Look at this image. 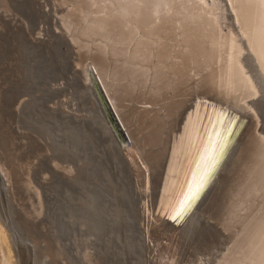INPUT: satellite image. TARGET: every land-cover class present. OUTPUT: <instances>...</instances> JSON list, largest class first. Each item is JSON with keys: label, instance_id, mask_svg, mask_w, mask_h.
Wrapping results in <instances>:
<instances>
[{"label": "bare ground", "instance_id": "1", "mask_svg": "<svg viewBox=\"0 0 264 264\" xmlns=\"http://www.w3.org/2000/svg\"><path fill=\"white\" fill-rule=\"evenodd\" d=\"M32 1L34 0H0V179H3L0 182L4 181L7 187H5L6 191L10 193L11 197L14 199V201H16V206L20 207L18 208V213L20 216V224L22 226L21 230L23 229L28 232L32 229V231L36 232L35 235L37 236V239H33L34 241H32L34 243L33 245L35 246L34 256L36 257L34 259H36L37 262L40 261L41 264H130L132 260L136 261V263H133V261L132 264H181L182 261H184L185 264H197V261H199L200 258L197 257L196 251V254L190 252L188 253L189 257H185L182 250V240L180 241V239H177L179 236H176L173 233H175L181 224L183 225V223L188 222L194 216L195 212L200 209L206 214L208 213L209 218L214 220V224L219 226L223 236L225 237V240H228L224 242L227 244V246L226 248H223V250L225 249L223 252L216 254V257H212V260L208 259L211 261V264H237V261H243V264H253V261H255V264H260L259 251H257L255 255L251 256L241 252L242 247L256 230L258 221L261 218V214H264V192L261 191V184L262 181H264V161L260 159V144L257 139V133L261 134V132H258V124L250 115L246 113H239L236 110L234 104L230 103L228 95V90L230 88L235 89L236 91H241L243 88L242 77L235 64L231 65V73L228 71V45L230 42L224 39L223 32L218 31V28H224L225 25H227L228 31L233 33H236L237 29L240 28L239 25L233 27L231 16L224 12V9H226L228 5L224 3L223 0H221L220 3H213L212 0H205L204 4H200L198 0H184L183 10L179 15H177V12L180 11V9L177 7L174 10V6L169 4L168 10L172 14L168 18L163 19L159 24H156L154 20V10L158 6L143 3L134 5L130 2V0H124L123 3H117L116 0H58L60 2L59 7L62 5L65 7L58 10L54 9L58 13L59 24L61 27H59L57 22L52 24L60 29V33L62 35L63 33L67 35V37L70 39V42L75 45L77 55L79 56L78 65L82 66L81 71L79 72L81 74H87V69L89 66L95 70V74L101 81L106 94L108 95L112 106L117 113V117L123 126L125 131L123 133L124 137L123 139H119L115 131L107 122L105 114L101 110V105L93 90V85L90 87L89 92H85L84 95L81 96L83 97V100H85V104L88 105L89 103L92 105V108L89 109H91L92 113H94L95 118L103 120L106 124L105 126H107V133L109 137L105 147H108L111 144L113 145L112 152L107 148L109 153L103 154L104 158L101 157L104 166L102 165V167H100L99 175H101V177L104 176L107 181L110 180L111 182L113 181V183H115V180L119 179L117 178L118 173L121 177L119 179L120 182L125 184V188H123L125 194L127 195V193H129L130 195H134V197L136 196L137 204L134 206V209L137 207L138 210V203L141 205V201L144 198V202L142 201L143 206H140L141 213L144 211L148 212V209L150 208L157 209L159 211L158 213L161 211L170 212L173 208L178 206L180 200L183 198V195L186 193L188 188L190 186H195V183L205 165H210L213 163V161L215 162L213 182L208 188L206 194L198 202H195L190 216L186 217L184 221L177 224L158 214L155 217L158 223L154 222V224L152 222L150 224L151 220H145V226H142L140 223L139 226L146 227L144 230L145 233L143 236V241L141 238L140 242V255L137 253L130 255L128 253L131 252L128 251H126L128 253L123 251V253H120V246L117 247V245L115 246L114 243L112 244V240H116V237H110L108 239L109 241L105 240L107 234L110 231L116 234L115 236L119 234L120 229L114 227L113 224L115 223L112 224L113 228H111L108 233H105L103 230L105 223L103 221H106V219L105 216L102 215L103 211L106 215V212L109 213V210L115 213L113 211V205L114 203H118V199L115 200L113 198V200H115L113 201V205L111 206L108 204L109 208H106L102 204V198H100L99 195L95 196L94 198L92 193L91 202L95 204V206H91L93 208L88 209L93 210L88 216L86 215L89 211L86 210L87 214L84 215L83 219L86 221L78 220L81 217L83 218L81 215L78 216L79 218L75 217V220L80 222L79 226L83 225L84 223L87 224V219L88 222H91V226L88 224L86 229L80 230V235L69 234L70 231L64 229L63 226L61 227V221H63L66 217H64V219L62 217L63 220L60 219L61 221H59L56 217L59 203L54 204L55 195H53V193L57 191L54 188V185L56 184L55 181H58V177H61L62 181H64L66 177V179L73 177V174L69 173L73 168L71 169L64 167L62 166V163L69 162V160H74V158L70 155V150L68 151L65 148H61L60 146V148L56 147L54 138L50 139V142L45 141L47 139L44 135L50 128L53 127H47L46 130H43L41 124H39L41 125L39 126L35 123V121L32 120L33 123L38 126L37 128L40 127L43 131H46L45 134H43L41 132L42 130L39 129L41 130L39 131L42 133L41 134L38 132V130L36 131L37 128L35 129V125L31 124L32 121L29 122L30 120L28 119V116L25 115V109H22L21 107L20 111H18L20 108L19 98L23 95V92H26L25 90L28 89L30 92L28 86L31 85V83H28L29 85L26 84L27 82H24L25 84L22 83L23 80L26 81V79H28L24 76L28 75L30 78L33 74H30V76L29 71H26L25 75L23 71L26 68L23 71L20 68V64L22 63L19 64V61L23 62L24 60L22 57L28 54H21L22 48L20 51V49H18L20 46L18 43H16L17 40L20 39H17V33L20 31L16 32V30H13V26L18 28L17 22H22L21 20L24 18L19 20L17 17L19 15L14 14V10H17V13L24 14V12H26L24 5H27L28 3V6H30L33 4ZM46 2L50 1L45 0V3ZM38 3H41V0ZM46 11H43L45 15L47 13ZM38 12L40 11H36V13ZM32 13L34 14V12ZM27 15H29V12ZM47 15L49 17V14ZM32 21L34 22L37 20ZM21 24L23 25V23ZM35 24L37 25V22ZM31 25L32 24L29 26ZM43 29H47L46 26ZM27 30L28 28L26 31ZM48 30L49 29H47V31ZM53 31H55V29ZM50 32L52 31L50 30ZM60 33H57V35H60ZM244 34L247 35L248 33L245 32ZM38 42L39 41H37V43ZM40 42H42V40ZM23 43H21V46ZM27 45L32 46L30 43ZM39 46L41 47L39 48L42 49V44ZM232 46L235 47V45ZM37 48L38 47H35V50ZM48 49L49 48H47V51ZM30 50L34 51V48ZM54 51L55 50L51 52ZM28 53L30 52L28 51ZM33 53H31V55ZM48 53L49 52L46 53L47 56L51 54ZM50 56L51 59L55 58V56L53 58L52 55ZM59 56L61 57L62 55ZM58 57L56 59H58ZM59 61L58 63H61ZM55 62H57V60ZM48 63L46 65H48ZM63 64H59V66L61 65L63 68ZM32 66L34 65L32 64L31 67L29 66V68H32ZM245 67L249 68V65L245 64ZM50 69H52L51 66ZM57 70L59 69H56L54 72ZM51 71L52 72L50 73L52 74L53 70ZM56 74L58 73L56 72ZM48 75L50 76V74ZM61 77L56 76V78H59V80ZM87 77V80L91 82L89 80L88 74ZM32 78L33 76L31 79ZM56 78H54V80ZM53 82L57 83L58 79ZM67 86L69 85L67 84ZM39 87H41L40 84ZM79 89L77 90L78 97L80 95ZM49 91L51 90L49 89ZM63 91H66V88L65 90L63 89ZM67 91L69 92V89ZM38 92L39 91H37V93ZM196 93L211 97V99L214 100V102H212L217 104L210 107L204 105L202 109H198L199 105L197 104L195 111L192 112L191 106L193 105H188L190 100H192V96ZM34 94H36V92ZM38 94L41 95L40 92ZM31 95H26V97L28 96L31 99ZM60 95H63V93ZM17 97L19 98L17 99ZM34 98L36 99L37 97ZM59 98L61 97L59 96ZM263 99L264 98H259L252 102V105L255 109L258 107L262 108L261 110H264V106H261L262 102L264 103ZM49 100L46 102V104L49 102ZM83 100L81 101L83 102ZM37 101L34 102L37 103ZM24 102H26V100ZM50 103L51 101L49 104ZM30 105L31 103L29 104V107ZM68 106H70V104ZM16 107L17 109H15ZM47 107L50 106L47 105ZM70 107L72 108V106ZM79 107L81 106L79 105ZM217 107L221 108L217 109ZM222 107L231 109L232 112H235L240 116L241 121H245L238 131H234L233 136L229 138L230 142L227 143V145L223 148L221 146V137L224 135L223 129L220 128L221 137H218L215 134L216 129L212 126L213 117L216 114V110H221ZM52 108L55 107H51V109ZM45 109L47 108L45 107ZM76 109L77 108H75V110ZM34 110L36 109L34 108ZM38 110L36 112L40 114ZM91 111L89 110V113ZM18 112H21V114L19 115ZM68 113L71 112L69 111ZM34 115L37 114L35 113ZM258 116L260 117L261 115ZM44 117L41 116V118ZM48 117L49 116H47V118ZM78 118H80V116H78ZM92 118L91 119L95 121L94 116ZM31 119H36V117ZM37 120H40V116ZM41 121L43 120L41 119ZM18 122L20 125L17 124ZM55 122H57L56 117ZM13 124H15L16 128L13 127ZM44 124L46 123L44 122ZM49 126H51V124ZM19 128H23L25 130L21 131V129L20 132H18ZM50 130L49 132H52ZM56 131L58 130L56 129ZM33 133L38 134L39 137L34 136ZM52 135L55 137V139L58 138L55 136L56 134L54 135L52 133L51 136ZM69 135L74 139L76 138V133L72 132L71 130H69ZM83 138L87 139L90 144L92 141L96 142L95 139L93 140L92 138ZM97 139L100 141L99 138ZM18 140L20 142H17ZM59 140L62 142L61 139ZM70 141L73 143L72 139H70ZM62 145L64 146L65 144ZM67 145L65 146L68 147L69 145ZM85 145L83 146L86 148ZM118 155L123 157L125 160V162L123 161L124 164ZM79 156L81 157V155ZM97 157L99 158V156ZM55 159L58 161L57 163ZM108 160H110L111 164L107 167L105 161ZM95 161L96 160H94V162ZM59 169L62 171V173L57 172ZM94 172H96V170ZM61 174L64 177L60 176ZM111 185L113 184L111 183ZM74 186L76 185L74 184ZM103 187L105 186L103 185ZM115 188L116 187L113 186L111 192ZM78 189L79 188H77V190ZM73 192L75 193V191ZM76 194H79V192ZM67 195L68 194H66V196ZM115 195L117 196V194ZM209 195L210 198L207 202H205ZM87 196L86 198L84 196V198H82L84 201L86 200V202L90 198H87ZM147 197L151 199H148ZM60 199H62L61 196ZM148 200L151 203H148L149 205H147L145 202ZM7 202L10 204L11 201L8 200ZM51 203L54 204L53 207ZM61 204L62 203H60V205ZM218 204L220 207H218ZM76 205L77 204H75L74 207L76 208V211L74 212L78 213V208H82L80 204H78L79 207ZM84 205H87V203ZM88 205L90 206L91 203ZM68 206L69 205H67V207ZM131 206L132 204L130 202V208ZM65 207L66 206H64V211L66 209ZM45 208L48 209V213L46 211L47 209L45 210ZM87 208L85 207L83 209ZM15 211L16 210H14V212ZM81 211H79V213ZM45 212L47 215H49L48 217L50 220L48 222H46L47 215ZM82 212H84V210ZM82 212L80 214L83 215ZM43 213L46 215L44 220L41 218ZM62 213L59 212L61 215ZM68 213H70V211ZM134 213L131 212V225L134 226H131L132 229L135 228V222H140L142 220L141 218H143L141 217L139 220L136 219L138 218L137 215L140 216V214L139 212L138 214ZM119 215L121 216V214ZM113 218L115 217L112 216V219ZM149 218H151V216ZM68 220H70L69 216ZM68 220L66 222L67 225L65 224L67 227L70 225ZM206 220L207 219L205 218V221ZM76 222L77 221L74 223ZM78 222L76 225H78ZM207 223H209L208 220ZM15 224L16 226L18 225L17 223ZM43 225L45 228H47L48 234H44L46 231H43V233L41 232ZM71 225L76 226L75 224L73 225L72 222ZM3 226L0 225V236L3 240V243H5L9 249V251H7L9 256L7 257H10L12 260L10 258L8 259L14 261L13 256L17 254V259L14 264H32V254L30 256L29 253L30 249H28L26 246H19L17 243L13 242L12 236H9L8 231V233H6V230L5 228L3 229ZM129 227L130 224L126 223L124 228L125 231L126 229H129ZM87 230H89V232H86ZM135 232L136 231H134V233ZM18 233L20 232L18 231ZM92 233L96 235L94 238L100 240L102 237L106 242L101 244L103 243L102 241L99 244V242H96L95 239L94 241L93 239H90L89 236L87 237V235ZM21 235L24 239L23 232ZM110 235L112 236L113 234ZM121 235H118V237ZM164 235H167L168 237L166 238L169 242L168 244H163L164 242L162 243V240L165 238ZM26 237H28V235ZM206 238V240L210 241L215 237L210 235L206 236ZM154 240L155 242L157 241V244L153 242ZM40 242L45 243L43 247L40 246ZM151 242H153L152 244L154 245H151ZM208 246H210V243L207 245L204 244V248L202 249L203 251L200 254H212V248L211 246ZM199 249H201V247ZM12 251H15L14 255L11 254L13 253ZM42 255L46 257L43 256L44 258H41ZM7 261L8 260L6 259V263H3V261L2 263H11V261H8L9 263H7ZM36 261L34 264H37Z\"/></svg>", "mask_w": 264, "mask_h": 264}, {"label": "rangeland", "instance_id": "2", "mask_svg": "<svg viewBox=\"0 0 264 264\" xmlns=\"http://www.w3.org/2000/svg\"><path fill=\"white\" fill-rule=\"evenodd\" d=\"M36 1V2H35ZM46 1H50L51 2V0H46ZM38 2H40V0L38 1V0H34V1H32V5H30V3H29V5L30 6H28V3H27V5H24L25 6V11L26 12H24V14H22V13H17L18 11L17 10H14L13 12H14V14H17V15H19V16H17L18 18H19V20H21L22 18H24V19H22L21 21L22 22H17V26H18V28L17 27H15V26H13V30H16V32H18V31H20L19 33H17L18 35H17V39L18 38H20V39H18L17 40V42L16 43H18L19 44V46L20 47H18V49H20V51H21V48H22V51H21V54L22 53H24V55L27 53L28 55H25V56H23L22 58H23V62H21V61H19V64L20 63H22V64H20L21 65V69H22V71L25 73V75H26V71H29V75L31 74H33L32 76H33V78L31 79V77L29 78L28 77V75L27 76H24V74H23V76L24 77H26V78H28V79H26V81H22V83H26L27 85H29L30 83H31V85H29L28 86V88L30 89V92H29V90L27 89V90H25L26 92L24 93L23 92V95L19 98V97H17V99L19 98V100H20V105H19V110L18 111H20V109H21V107H22V109H25V115H27L28 116V119L30 120H28L29 122H31L32 120L33 121H35V123L36 124H41L42 125V129L43 130H46V128L47 127H53V128H50L49 130L50 131H52V132H49V130L46 132V131H43L40 127L39 128H37L38 126L37 125H35L34 123H33V121L31 122V124L32 125H35V129H36V131L38 130V132L39 131H41L43 134H45V132H46V134L44 135V136H46V139L47 140H45L44 138H42V139H44L46 142L47 141H51L50 139H53L54 138V140L56 141H54V143H56L55 144V146L56 147H61V148H65V149H67L68 151H69V153H70V155L74 158V160H69V162H63L62 163V166H64V167H67V168H73L72 170H71V172H69L70 174L72 173L73 175V177H71V178H68V179H64V181H62V179H61V177L59 178L58 177V181H55L56 182V184L58 183H60V180H61V183L57 186L56 184L54 185L55 187V189L58 191H56L57 193H59V194H57L56 192V194L58 195H56L55 193H53V195H55V201H54V204H58V210H57V212H56V217L58 218V220L59 221H61V220H63L64 219V217H66L65 219H66V221H65V219L63 220V221H61V223H62V225H61V227L63 226V228L64 229H67L68 231H70L69 232V234H72V235H80L81 233H79L80 232V230H84V229H86L88 226V224H89V226H91V222L89 221L88 222V219H87V224H85L84 222V224L83 225H81V226H79V223L80 222H78V220L79 221H81V220H83L84 219V215H86L87 214V211H89L88 212V214L86 215V216H88L89 214H90V212H92L93 210H88V209H90V208H93L94 206H95V204H93L92 202H91V199H92V195H93V197L95 198V196H97V195H99L100 196V198H102V204L106 207V208H109L108 206L109 205H113V201H115V200H119L118 201V203H114V205H113V211L115 212V213H113L111 210H109V213H107L106 212V215H105V212L103 211L102 212V215L103 216H105V219H106V221L107 222H110V223H107L106 221H103L105 224H104V226H103V230L105 231V233H108V231H110L111 230V228H113L112 226L114 225V227H116V228H119L120 230H119V234L118 235H121L122 233H124V234H122L121 236H119L118 237V235L117 236H115L116 234H114V233H112L111 231L107 234V236H106V239L105 240H107V241H109L108 239L110 238V237H112V238H115L116 240H112V244L114 243V245L116 246L117 245V247H119V251H121L120 253H123V252H125V253H128V252H131V253H128V254H130V255H134L133 253H137V254H139L140 255V250H139V248H140V242H141V238H142V241H143V236H144V233H145V229H146V227H142V226H145V224H144V221L146 220H151V222H150V224L153 222L154 223V220L153 219H151L152 217H153V215H155V212L153 211V213L152 212H150V209H148L149 211L147 212V211H144V212H142L141 213V207L143 206V203H142V201L144 202V198L142 199V201H141V205H139L140 203H138V210H137V207L134 209V206H136V204H137V199H136V196L134 197V195H130L129 193H127V195L125 194V192L123 191V188H125V184L124 183H121L120 182V175L117 173V178H119L118 180H115V183H113V181L111 182L110 180L109 181H107L106 180V178L103 176V177H101V175H99L100 174V171H99V169H100V167H102V165H103V162H102V159H101V157H103V154H106V153H109V151H111L112 152V150H113V145L111 144V145H109L108 147H105L106 146V142H107V139H108V137H109V135H108V133H107V126H105L106 124H105V122L103 121V120H100V119H96L95 118V115H94V113H92V111L89 113V106L87 105V104H85V100H83V97H81V95H79V97H78V93H77V90L78 89H76L75 90V88L74 87H72V84H69V86H67V83H66V76L64 77V75L62 76L61 74H59V72H61V70L62 71H67L68 70V64H67V55H65V54H67V46H66V43L64 42V40H66L65 39V37H63V35L60 33L61 31H60V29H58L57 27H55L53 24H54V15H53V7H51L52 6V4L50 3V2H46L45 3V0H41V3H38ZM36 4V6H35V4ZM45 3V4H44ZM50 4V5H49ZM44 5V6H43ZM50 7H49V6ZM31 6H33V7H31ZM35 6V7H34ZM29 7V8H28ZM37 7V8H36ZM40 7V8H39ZM45 7H47V8H45ZM49 7V8H48ZM32 8H33V10H32ZM43 8V9H42ZM47 10H45V9ZM41 9H42V11H41ZM28 10V11H27ZM35 10V11H34ZM40 11V12H38V13H36V11ZM43 11L45 12H47L46 13V15L47 14H49V17H48V15L46 16L45 15V13H43ZM19 12H20V10H19ZM29 12V15H27V13ZM32 12H34V14L32 13ZM50 12H52V13H50ZM31 13V14H30ZM42 13V14H41ZM33 14V15H32ZM38 14V15H37ZM21 15V16H20ZM32 15V16H31ZM34 15H35V17H34ZM42 15H43V18H44V20H45V22H44V20H43V18H42ZM44 15H45V17H44ZM22 16H24V17H22ZM28 16H30V17H28ZM36 16H40V17H36ZM53 16V17H52ZM7 18V17H6ZM27 18V19H26ZM28 18H30V19H28ZM42 18V19H41ZM52 18V19H51ZM40 21H39V20ZM47 19H48V21H47ZM27 20V21H26ZM32 20H37V21H32ZM51 20V21H50ZM24 21H26V22H24ZM39 21V22H38ZM55 21H56V19H55ZM37 22V25L35 24ZM50 22H51V24H50ZM21 23H23V25L21 24ZM27 23V24H26ZM39 23H40V25H39ZM44 23H47V24H44ZM53 23V24H52ZM25 24V25H24ZM30 24H32L31 26H29ZM41 24H42V26H41ZM34 25H35V27H34ZM39 25V26H38ZM46 26V28L47 29H49L48 31H47V29H43V28H45V26ZM48 25H49V28H48ZM51 25V26H50ZM52 25H53V28H52ZM24 26V27H23ZM14 27H15V29H14ZM19 27H20V30H19ZM31 29H30V28ZM33 27V28H32ZM38 27H42V28H38ZM28 28V30L26 31V29ZM50 28H52V29H50ZM57 28V29H56ZM22 29V30H21ZM25 29V30H24ZM37 29V30H36ZM42 29V30H41ZM55 29V31H53ZM31 30V31H30ZM44 30V31H43ZM50 30L52 31V32H50ZM40 31V32H39ZM58 31V32H57ZM15 32V31H14ZM25 32H26V34H25ZM31 32V33H30ZM38 32V33H37ZM45 32H46V34H45ZM55 32V33H54ZM59 34L60 33V35H57V33ZM22 33H23V35H22ZM16 34V33H15ZM28 34V35H27ZM56 34V35H55ZM21 35H22V38H21ZM26 35V36H25ZM30 35V36H29ZM41 35V36H40ZM46 35V36H45ZM23 36H24V38H23ZM28 36V37H27ZM40 36V37H39ZM53 36H56V37H53ZM57 36H59V37H57ZM32 37V38H31ZM48 37H50V38H48ZM52 37V38H51ZM60 37H62V38H60ZM26 38V39H25ZM45 40H44V39ZM53 38H54V40H53ZM56 38V39H55ZM64 38V39H63ZM31 41H30V40ZM35 39V40H34ZM37 39V40H36ZM49 39V40H48ZM59 39V40H58ZM23 40V41H22ZM24 40H26V41H24ZM42 40V42L44 43V45H43V43L42 42H40ZM53 42H52V41ZM19 41H20V43H19ZM37 41H39L38 43H37ZM23 42H25V43H23ZM36 42V43H35ZM51 42V43H50ZM21 43H23L22 44V46L23 47H25V48H23L22 46H21ZM30 43V45H32V46H29V45H27V44H29ZM32 43V44H31ZM35 43V44H34ZM47 43H48V45H47ZM40 44H42V49H40L41 47L39 46ZM49 44H53V45H49ZM34 45V46H33ZM37 45V46H36ZM46 45H47V47H46ZM43 46H45V47H43ZM52 46H53V48H52ZM65 46V47H64ZM35 47H38L36 50H35ZM40 47V48H39ZM28 48V49H27ZM34 48V51L33 50H30V49H33ZM45 48H46V51H47V48H49L48 49V51L47 52H49L48 54H50V55H52V58L55 56V58H53V59H51V56L49 55V56H47V52L45 51ZM55 48V49H54ZM27 49V50H26ZM40 50H42V51H40ZM50 50V51H49ZM53 50H55L54 52H51V51H53ZM28 51L30 52V53H28ZM34 53H33V52ZM37 51V52H36ZM39 51V52H38ZM58 51V52H57ZM66 51V52H65ZM42 52V53H41ZM31 53H33L32 55H31ZM37 53V54H36ZM62 53V54H61ZM30 54V55H29ZM58 54V55H57ZM40 55V56H39ZM42 55V56H41ZM46 55V56H45ZM57 55V56H56ZM59 55H62L61 57L59 56ZM28 56V57H27ZM36 56H37V58H36ZM59 56V57H58ZM42 59H41V58ZM58 57V59H56ZM27 58V59H26ZM34 58V59H33ZM50 58V59H49ZM62 58V59H61ZM32 59H33V62H32ZM26 60V61H25ZM34 60H35V62H34ZM52 62H51V61ZM57 60V62H55ZM60 60V61H59ZM64 60V61H63ZM58 61L59 62H61V63H58ZM29 62H31V63H29ZM48 62H50V63H48ZM63 62H64V64H63ZM29 63V64H28ZM48 63V65H49V67H48V65H46ZM27 64V65H26ZM34 65V66H32V68H29V66L31 67V65ZM51 64V65H50ZM54 64V65H53ZM55 64H58V65H55ZM59 64H63V68H62V66L60 65L59 66ZM24 65V66H23ZM53 65V66H52ZM24 68H23V67ZM44 66V67H43ZM47 66V67H46ZM50 66L52 67V69H50ZM36 69H35V68ZM54 67V68H53ZM57 67V68H56ZM29 68V69H28ZM34 68V69H33ZM43 68H45V69H43ZM49 68V69H48ZM31 69V70H30ZM56 69H59V70H57L56 72L58 73V74H56V72H54ZM65 69V70H64ZM49 70V71H48ZM51 70H53V75L50 73V72H52ZM38 71V72H37ZM59 71V72H58ZM31 72V73H30ZM40 72V73H39ZM42 73V74H41ZM39 74V75H38ZM48 74H50V76L48 75ZM55 74V75H54ZM38 75V76H37ZM46 76V78H45V76ZM52 75V76H51ZM36 76V77H35ZM56 76L57 77H61L60 78V80H59V78H56ZM51 77H53V78H51ZM37 78V79H36ZM44 78V79H43ZM54 78H56V80L58 79V82L57 83H55V82H53V81H56V80H53ZM46 79V80H45ZM52 81H51V80ZM29 80H31V81H29ZM33 80H34V82H33ZM36 80V81H35ZM62 81V82H61ZM37 82V83H36ZM41 82H43V83H41ZM45 82V83H44ZM60 82V83H59ZM24 83V84H25ZM29 83V84H28ZM50 83V84H49ZM51 83H52V85H51ZM54 83L56 84L55 86H57L58 85V87H60L61 88V92L63 93V95H60V97L61 98H59V96H58V94L56 95V96H58V98L60 99H58V98H56V97H54V92H52V91H49V88H50V86H53L54 85ZM63 85H62V84ZM64 83H66V84H64ZM39 84H40V86L41 87H39ZM42 84V85H41ZM43 84H45V85H43ZM48 86H47V85ZM60 84H61V86H60ZM33 85V86H32ZM36 85V86H35ZM65 85V86H64ZM71 85V86H70ZM32 86V87H31ZM44 86H47V87H44ZM70 87V88H69ZM72 87V88H71ZM32 88V89H31ZM37 88V89H36ZM41 88V89H40ZM43 88V89H42ZM65 90V88H66V91H63V89ZM34 89V90H33ZM40 89V90H39ZM69 89V92L67 91ZM36 90V91H35ZM41 90H42V92H41ZM28 91V92H27ZM33 93H32V92ZM37 91H39L40 93H41V95L40 94H38L37 93ZM36 92V94H34ZM48 92V93H47ZM59 93V94H62V93ZM27 93V94H26ZM30 93V94H29ZM31 93H32V95H31ZM50 93V94H49ZM70 93V94H69ZM72 93V94H71ZM34 94V95H33ZM38 94V95H37ZM65 94V95H64ZM69 94V95H68ZM76 94V95H75ZM26 95H31V99H30V97H26ZM35 95H37V96H35ZM71 95H72V97H71ZM70 96V97H69ZM22 97H23V99H22ZM34 97H37L36 99L38 100V99H40V100H36ZM69 97V98H68ZM33 98V99H32ZM50 98H52V99H50ZM55 100H54V99ZM64 98V99H63ZM66 98V99H65ZM74 98V99H73ZM82 98V99H81ZM16 99V100H17ZM21 99H22V102H21ZM50 99V100H49ZM71 99H73V100H71ZM83 100V102L81 101V100ZM26 100V102H24ZM29 100H30V102H29ZM32 100H34V101H37V103L36 102H34V101H32ZM49 100V102L51 101V103L49 104V102L46 104V102ZM66 100V101H65ZM77 102H76V101ZM53 101V102H52ZM58 101H60L61 103H62V105H59V104H61L60 102H58ZM64 101V102H63ZM72 101V102H71ZM74 101V102H73ZM81 101V102H80ZM34 102V103H33ZM39 102V103H38ZM68 102V103H67ZM24 103V104H23ZM28 105H27V104ZM31 103V105H30V107H29V104ZM43 103V104H42ZM53 103V104H52ZM56 103V104H55ZM64 103V104H63ZM34 104V105H33ZM45 104V105H44ZM70 104V106H72V108L70 107V106H68ZM72 104V105H71ZM84 104V105H83ZM18 105V104H17ZM23 105V106H22ZM25 105H26V108H25ZM39 105V106H38ZM47 105L48 106H50V107H47ZM52 105V106H51ZM58 105V106H57ZM79 105L81 106V107H84V108H86V109H84V108H81V107H79ZM83 105V106H82ZM36 109V110H34V108ZM42 106V107H41ZM63 106V107H62ZM78 106V107H77ZM262 106H264V103H262ZM40 107H41V109H40ZM45 107L47 108V109H45ZM51 107H55V108H52L51 109ZM64 107H65V109H64ZM74 107V108H73ZM33 110H32V109ZM43 108V109H42ZM57 108V109H56ZM69 108V109H68ZM71 108V109H70ZM75 108H77L76 110H75ZM88 108V109H87ZM15 109H17V107L15 108ZM40 111H42V112H40ZM51 111H50V110ZM79 109V110H78ZM260 109V108H259ZM32 110V111H31ZM38 110V112L40 113V114H38L36 111ZM57 110V111H56ZM79 112H78V111ZM84 110V111H83ZM88 112H87V111ZM24 111V110H23ZM28 111V112H27ZM35 111V112H34ZM48 111V112H47ZM49 111H50V114H49ZM53 111V112H52ZM63 113H62V112ZM65 111H67V112H65ZM71 112V113H68V112ZM75 111V112H74ZM82 111V112H81ZM22 112V111H21ZM21 112H18V114L20 115L21 114ZM26 112H27V114H26ZM28 113H30V114H28ZM31 113H32V116H31ZM37 114V115H34V114ZM44 113V114H43ZM48 115H47V114ZM53 113H54V115H53ZM87 113V114H86ZM260 113H261V118H262V120L264 121V118H263V116H264V112L260 109ZM55 114H56V116H55ZM64 114V115H63ZM96 114V113H95ZM46 115V116H45ZM75 115V116H74ZM80 116V118H78V116ZM87 115V116H86ZM30 116V117H29ZM39 116H40V120H37L38 118H39ZM41 116L42 117H44V118H41ZM47 116H49L48 118H47ZM52 116V117H51ZM74 116V117H73ZM84 116V117H83ZM94 116V120L95 121H93L92 119V117ZM34 117H36V119H31V118H34ZM38 117V118H37ZM55 117H56V120H57V122H55ZM92 119H91V118ZM51 118V119H50ZM90 118V119H89ZM41 119L46 123V124H44V122L43 121H41ZM77 119V120H76ZM79 119V120H78ZM26 120H27V118H26ZM63 120V121H62ZM38 122V123H37ZM41 122V123H40ZM43 122V123H42ZM48 122V123H47ZM64 122V123H63ZM95 122V123H94ZM57 123H58V125H57ZM98 123V124H97ZM264 123V122H263ZM18 125H20L19 124V122L17 123ZM45 126H44V125ZM48 124V125H47ZM51 124V126H49ZM59 124H60V127H59ZM67 124V125H66ZM68 124H70V125H68ZM77 124V125H76ZM96 124V125H95ZM41 125H39V126H41ZM47 125V126H46ZM53 125V126H52ZM63 127H62V126ZM66 125V126H65ZM101 125V126H100ZM13 127H15V124H13ZM101 127V128H100ZM16 128V127H15ZM45 128V129H44ZM58 130V131H56V129ZM60 128V129H59ZM85 128V129H84ZM103 128H105V129H103ZM22 129V130H21ZM19 128V131L18 132H20V130L21 131H24L25 129H23V128ZM39 129H41V130H39ZM67 129V130H66ZM82 129V130H81ZM60 130V131H59ZM69 130H71L72 132H75L76 133V138L74 139L73 137H71L70 135H69ZM85 130V131H84ZM54 131V132H53ZM84 131V132H83ZM41 132H39V133H41ZM50 134H49V133ZM59 134H58V133ZM106 132V133H105ZM41 133V134H42ZM49 134V136H48V134ZM56 134L55 136L56 137H58V138H56L55 139V137L52 135L51 136V134ZM86 133V134H85ZM34 134V136H37V137H39L38 136V134H36V133H33ZM82 134H84V135H82ZM88 134V135H87ZM105 134V135H104ZM50 137V138H49ZM71 137V138H70ZM83 137H87V138H92L93 140L95 139V141L96 142H91V144H90V142L87 140V139H85V138H83ZM97 138H99L100 139V141L97 139ZM41 139V138H40ZM59 139H61V141L62 142H60V140ZM70 139H72L73 140V143L70 141ZM83 139H84V141H83ZM67 140V141H66ZM58 141V142H57ZM77 141V142H76ZM86 141V142H85ZM17 142H20L19 140L17 141ZM43 142V141H42ZM62 143V144H65V145H67V143H68V145L70 146H68V147H66L65 145L63 146L62 144H60V143ZM74 142H75V144H74ZM83 142H84V144H83ZM105 142V143H104ZM59 143V144H58ZM95 143V144H94ZM103 143V144H102ZM58 144V145H57ZM86 144V145H85ZM105 144V145H104ZM75 145H78V146H75ZM83 145H85L86 146V148L83 146ZM111 146V147H110ZM59 147V148H60ZM78 147V148H77ZM69 148V149H68ZM77 148V149H76ZM109 149V151H108V149ZM110 148H112V149H110ZM86 149H88V150H90V151H88V150H86ZM97 149H99V150H97ZM94 150V151H93ZM105 150V151H104ZM24 151V150H23ZM87 151H88V153H87ZM50 153V152H49ZM89 154V155H88ZM99 156V158L96 156ZM99 154V155H98ZM100 154H102V155H100ZM79 155H81V157L79 156ZM91 156V157H90ZM94 156V157H93ZM89 157V158H88ZM118 157H120V159H121V161H122V163L124 164V162H125V160L123 159V157L121 156V155H118ZM234 157V156H233ZM94 158H96V159H94ZM104 158V157H103ZM94 160H96L95 162H94ZM55 161H56V163L58 162L56 159H55ZM75 161V162H74ZM92 161V162H91ZM101 161V162H100ZM124 161V162H123ZM106 162V166L108 167V165H110L111 163H110V160H108V161H105ZM101 163V164H100ZM97 164H98V166H97ZM230 164H231V162H230ZM96 165V166H95ZM70 166V167H69ZM104 166V165H103ZM89 167V168H88ZM92 167H93V169H92ZM95 167V168H94ZM96 167H97V169H96ZM78 169H79V171H78ZM90 170V171H89ZM96 170V172H94ZM58 173L59 172H61L62 173V171L59 169L58 171H57ZM66 173H68V172H66ZM87 173V174H86ZM93 173V174H92ZM44 176H45V174H44ZM60 176H62V177H64L62 174L60 175ZM70 176V175H69ZM96 177V178H95ZM78 178V179H77ZM84 178H85V180H84ZM93 178V179H92ZM105 178V179H104ZM76 181H75V180ZM83 179V180H82ZM94 179H96V180H94ZM102 179V180H101ZM103 179H104V181H103ZM1 180H3V179H0V181ZM88 180V181H87ZM101 180V181H100ZM106 180V181H105ZM45 181V180H44ZM66 181V182H65ZM70 181H72V182H70ZM78 181V182H77ZM80 181H81V183H80ZM89 183H87V182ZM96 181V182H95ZM101 182V183H99V182ZM84 182V183H83ZM99 184H98V183ZM63 183H66V184H63ZM91 183V184H90ZM104 183V184H103ZM109 183V184H108ZM111 183L113 184V185H111ZM63 184V185H62ZM68 184H70V185H68ZM74 184L76 185V186H74ZM87 184V185H86ZM115 184V185H114ZM62 185V186H61ZM66 185V186H65ZM102 185V186H101ZM103 185L105 186V187H103ZM111 185V186H110ZM72 186V187H71ZM78 186V187H77ZM88 186V187H87ZM91 186V187H90ZM113 186H115L116 188L111 192V189H112V187ZM6 185H5V183H4V181H2V182H0V225H4L3 226V229L5 228V230H6V233H8L9 234V236L11 235L12 236V238H13V242H15V243H17V245H21V246H23V247H27L28 249H30V256H31V254H32V259H31V261H32V264H34L35 263V261H36V259H34L36 256H34L35 255V246L33 245L34 243L32 242V241H34L33 239H37V236L35 235L36 234V232H34V231H32V229L31 230H29L28 232L27 231H25V230H21V228H22V226H21V224H20V216H19V213H18V208H20L19 206H16V201H14V199L11 197V194L10 193H8L7 191H6ZM59 187H60V189H59ZM73 187H74V189H73ZM69 188V189H68ZM77 188H79L78 190H77ZM107 188H108V190H107ZM62 189V190H61ZM88 189V190H87ZM70 190V191H69ZM60 191V192H59ZM66 191V192H65ZM73 191H75V193L73 192ZM84 193H82V192ZM114 191H116V192H114ZM62 192V193H61ZM79 192V194H76V193H78ZM86 192V193H85ZM8 193V194H7ZM90 193V194H89ZM93 193V194H92ZM117 194V196L115 195V194ZM7 194V195H6ZM61 194V195H60ZM62 194H63V197H62ZM64 194H65V197H64ZM66 194H68L67 196H66ZM81 194V195H80ZM92 194V195H91ZM88 195V196H87ZM91 195V196H90ZM110 195V196H109ZM114 195V196H113ZM8 196H9V198H8ZM60 196H61V198L62 199H60ZM86 198V196H87V198H89V200L86 202V200L84 201L82 198H84V197ZM58 197V198H57ZM67 197V198H66ZM76 197H77V200H76ZM112 197V198H111ZM12 198V199H11ZM73 198H75V199H73ZM113 198L115 199V200H113ZM130 198H131V200H130ZM148 199H151V198H149V197H147ZM210 198V195H209V197L207 198V200L205 201V202H207L208 201V199ZM11 201L10 202V204H8L9 202H7V201ZM62 200V201H61ZM65 200H66V202H65ZM81 202H79V201ZM81 200H83V201H81ZM129 200H130V202H131V204H132V206H131V208H130V202H129ZM60 201V202H59ZM71 201H72V203H71ZM78 203H77V202ZM83 202V203H82ZM89 202V203H88ZM146 202V204L147 205H149V204H151L150 203V201L148 200V201H145ZM60 203H62L61 205H60ZM64 203H65V205H64ZM70 203V204H69ZM87 203V205H84V204H86ZM91 203V205L89 206L88 204H90ZM149 203V204H148ZM52 204V207H53V203H51ZM75 204H80V206H81V208L83 209V208H87V206H88V208L87 209H83L84 210V212H82L83 210L82 209H80V208H78L79 209V211H81L82 213H83V215L82 214H80L79 213V211H78V213L77 212H74V211H76V208H74L75 207ZM109 204V205H108ZM204 204H206V203H204ZM9 205V206H8ZM63 205V206H62ZM67 205H71L70 207L68 206L67 207ZM76 205V206H77ZM107 205V206H106ZM11 206H12V208H15V209H12L11 208ZM14 206V207H13ZM61 206V207H60ZM64 206H66L65 208L67 209H65V211H64ZM82 206H85V207H82ZM91 206H93V207H91ZM120 206H121V209H120ZM141 206V207H140ZM56 207V206H55ZM78 207H79V205H78ZM117 207V208H116ZM119 207V208H118ZM133 207V208H132ZM150 207V206H149ZM9 208H10V210H11V212H10V210H9ZM74 208V209H73ZM140 208V209H139ZM47 208H45V210H46ZM63 209V210H62ZM69 209V210H68ZM131 209H132V211H131ZM14 210H16L15 212H14ZM62 210V211H61ZM72 210V211H71ZM87 210V211H86ZM117 210V211H116ZM134 210V211H133ZM136 210H137V212H136ZM140 210V211H139ZM47 211V213H48V209L46 210ZM70 211V213L71 214H74V215H71L70 213H68V212ZM112 213H111V212ZM143 211V210H142ZM53 212V211H52ZM59 212H63L62 213V215L61 214H59ZM131 212H136L137 214H138V212H139V214H140V216L139 215H137V217L138 218H136V219H138L139 220V218H141V217H143V218H141L140 220V222L139 221H136L135 222V228H133L132 229V227H134L133 225H131V222H132V218H131ZM146 212V213H145ZM47 213L45 212V214L47 215ZM57 213H58V216L60 217H58L57 216ZM76 213V214H75ZM136 213H134V214H136ZM145 213V214H144ZM44 213L42 214V217L41 218H43V220L46 218V215H45ZM65 214V215H64ZM78 214V215H77ZM109 214V215H108ZM113 214V215H112ZM119 214H121V216L119 217L118 215ZM148 214V215H147ZM11 215V216H10ZM13 215V216H12ZM79 215H81V216H83V218L81 217L80 219H78V220H75L76 218H79L78 216ZM108 215V216H107ZM111 215V216H110ZM115 215V216H114ZM44 216V217H43ZM49 215H47V218H46V222H48L50 219H49V217H48ZM68 216H69V219L71 220H68ZM73 216H74V219H73ZM112 216L113 217H115V218H113L112 219ZM151 216V218H149ZM62 217H63V219H62ZM72 217V218H71ZM76 217V218H75ZM108 219H107V218ZM117 217V218H116ZM144 217H145V219H144ZM149 219H148V218ZM88 218V217H87ZM118 218H120V219H118ZM205 218L208 220V222L209 223H207V220L205 221ZM61 219V220H60ZM110 219H111V221H110ZM15 220V221H14ZM67 220H68V222L70 223V225L69 226H71V227H67V226H65V224L67 225ZM74 220V221H73ZM109 220V221H108ZM131 220V221H130ZM211 219H209V218H207V214L205 213V212H203V211H201L200 209H198L196 212H195V214H194V216L188 221V222H186V223H183V225L181 224L180 226H179V228L175 231V233H173L174 235H176V236H179L177 239H180V241H181V244H182V250H183V252H184V255H185V257H187L189 254L188 253H190V252H193V253H195V251H196V253H197V257H203V261H205L206 262V260H204L207 256H204V255H202V254H200L203 250V244L206 242V234L208 233V230H209V228L212 226V220L210 221ZM13 221V222H12ZM75 221H77L78 222V225H76V223H74ZM83 221H86V220H83ZM113 221V222H112ZM204 221H205V223H204ZM71 222H72V224L74 225H76V226H72L71 225ZM119 222V223H118ZM15 223H17L18 225V227L16 226V224ZM82 223V222H81ZM113 223H115V224H113ZM126 223H128V224H130V227H129V229H126V231H125V226H126ZM141 223V225L142 226H139V224ZM156 223H158V222H156ZM14 224H15V226H14ZM47 224V223H46ZM113 224V225H112ZM155 224V223H154ZM187 224V225H186ZM204 224V225H203ZM210 224V225H209ZM86 225V226H85ZM193 225V226H192ZM48 226V225H47ZM132 226V227H131ZM206 226H207V229H206ZM73 227V228H72ZM76 229H75V228ZM142 227V228H141ZM193 227V228H192ZM15 228H17V229H15ZM140 228V229H139ZM144 228V229H143ZM186 228V229H185ZM0 229H1V227H0ZM41 229V228H40ZM70 229V230H69ZM72 229H74V230H72ZM16 230V231H15ZM34 230V229H33ZM42 231V233H43V231H46V233H44V234H48L47 232V228H45V226L43 225L42 226V229H41ZM78 230V231H77ZM123 230V231H122ZM136 231L135 233H134V231ZM8 231V232H7ZM18 231L20 232V233H18ZM91 231V230H90ZM143 231V232H142ZM23 232V236H24V239H23V237H22V235H21V233ZM86 232H89V230H87ZM92 232V231H91ZM90 232V233H91ZM204 232V233H203ZM206 232V233H205ZM18 233V234H17ZM78 233V234H77ZM170 233V232H169ZM201 233V234H200ZM0 234H1V230H0ZM37 234H39V233H37ZM93 234V233H92ZM92 234H90V235H87V237L89 236V238L90 239H95L96 240V242H99V244L103 241V243H101V244H104L106 241L101 237L100 238V240H98L97 238H94L96 235H92ZM110 234H113L112 236L110 235ZM132 234H133V236H132ZM171 234V233H170ZM28 235V237H26ZM126 235V236H125ZM159 235V234H158ZM192 235V236H191ZM201 235V236H200ZM21 236V237H20ZM92 236V237H91ZM164 241L162 240V243L163 244H168L169 242H168V240L166 239V238H168L167 237V235H164ZM202 237H204V238H202ZM26 238V239H25ZM118 238V239H117ZM120 238V239H119ZM29 240V241H28ZM94 240V241H95ZM167 240V241H166ZM189 240V241H188ZM200 240V241H199ZM31 241V242H30ZM121 241V242H120ZM125 241V242H124ZM154 243H156L157 244V241L155 242V240L153 241ZM153 242H151L150 244L151 245H154V244H152ZM199 242V243H198ZM43 243V244H42ZM117 243V244H116ZM44 242H40V246H44ZM120 244V245H119ZM125 244V245H124ZM185 244V245H184ZM122 245H123V247H122ZM201 245V246H200ZM29 246V247H28ZM126 246V247H125ZM185 246V247H184ZM201 247V249H199L200 247ZM33 247V248H32ZM95 247H97V246H95ZM128 247V248H127ZM11 248H12V246H11ZM184 248V249H183ZM195 248V249H194ZM8 249V247L6 246V244L5 243H3V240H2V238H1V236H0V264L2 263V261H3V263H6V259L8 260V261H11L12 259L10 258V257H7V256H9L8 254L9 253H7V251H9V249ZM99 249V248H98ZM127 249V250H126ZM34 250V251H33ZM125 250V251H124ZM185 250V251H184ZM190 250V251H189ZM33 251V252H32ZM123 251V252H122ZM126 251H128V252H126ZM13 253H11L12 255H14L15 254V251H12ZM195 253V254H196ZM17 254H15L14 256H13V259H14V261H11V263L10 264H14V262L16 261V259H17V256H16ZM44 255H42V257L41 258H44V257H46V256H44ZM189 257V256H188ZM6 258V259H5ZM8 258H10L11 260H9ZM5 261V262H4ZM7 261V263H9ZM134 261V262H133ZM41 262H43V261H41ZM132 262L133 263H136V261L135 260H132ZM132 262H130V264H132ZM142 262V261H141ZM2 263V264H3ZM36 263L37 264H41L40 263V261H36ZM181 264H185L184 263V261H182V263ZM206 264H208V262L206 263Z\"/></svg>", "mask_w": 264, "mask_h": 264}, {"label": "snow or ice", "instance_id": "3", "mask_svg": "<svg viewBox=\"0 0 264 264\" xmlns=\"http://www.w3.org/2000/svg\"><path fill=\"white\" fill-rule=\"evenodd\" d=\"M116 2L123 3L124 0H116ZM130 2L134 5L143 3L158 6L154 10V20L159 24L172 14L168 10L169 4L174 6V10L177 7L180 9L177 12L179 15L183 10L184 0H130ZM198 2L204 4L205 0ZM212 2L220 3L221 0H212ZM223 2L228 5L224 12L231 16L233 27L240 26L236 33L228 31L227 25L218 28V31L224 33V39L230 42L228 71L231 73V65L235 64L243 83L241 91L231 88L228 90L230 103L234 104L239 113L250 115L259 124L260 117L252 102L264 97V0H223ZM245 32L248 34L245 35ZM245 64H248L249 68H246ZM244 123L239 115L229 109L216 110L212 126L216 129L215 134L218 137H221L220 128L223 129L222 148L230 142L229 138L233 136L234 131H238ZM257 139L260 144V159L264 161V134H257ZM214 168V161L210 165H205L195 186L188 188L178 206L170 212L161 211L159 215L177 224L190 216L195 202L206 194L213 182ZM261 191L264 192V181L261 184ZM257 251H259L260 264H264V214H261L256 230L241 249V252L248 256L255 255ZM237 264H243V261H237Z\"/></svg>", "mask_w": 264, "mask_h": 264}, {"label": "water", "instance_id": "4", "mask_svg": "<svg viewBox=\"0 0 264 264\" xmlns=\"http://www.w3.org/2000/svg\"><path fill=\"white\" fill-rule=\"evenodd\" d=\"M51 4H52V7H53V14H54V23H58L59 24V16H58V13L55 11V10H58L60 8H64L65 6L62 5L61 7H59V4L60 2L58 0H51ZM55 9V10H54ZM56 19V21H55ZM59 27L60 24H59ZM63 36L65 37V43H66V46H67V64H68V70L67 71H61L60 74L64 75V77L66 78V83L69 85V84H72V86L76 89H79L80 90V95H84L85 92H89V89L90 87H92L93 85V90L96 94V97L101 105V110L103 111V113L105 114V117H106V120L107 122L109 123V125L111 126V128L115 131L117 137L119 139H123L124 135L123 133L125 132L124 129H123V126L121 124V122L119 121V118L117 117V113L115 112L113 106H112V103L108 97V95L106 94V91L101 83V81L98 79V77L96 76V74L93 75V72L95 73V70L93 68H91V66L88 67L87 69V74L89 75V80L91 82H89L87 80V74H81L79 71H81V68L82 66L81 65H78L79 62V56L77 55V50L75 48V45L70 42V39L67 37V35H65L63 33ZM54 80V79H53ZM56 80V79H55ZM60 83V82H59ZM65 83V84H66ZM62 84V83H61ZM52 85V84H51ZM56 84L54 83L53 86H51L49 89L54 92V97H58L60 96V91H61V88L58 87V86H55ZM57 94H59L58 96H56ZM203 94H200V93H196L195 95L192 96V100H190V103L188 106H191V110L192 112L195 111V108L197 106V104L199 105V108L198 109H202L204 105L210 107V106H215L216 104L213 103L214 100L211 99V97H207ZM261 98H264V97H261ZM213 101V102H212ZM264 101V99H263ZM263 103V102H262ZM62 104V103H61ZM88 106L89 108H92V105L88 103ZM262 106V104H261ZM221 108V107H220ZM217 107V109H220ZM223 109H229V108H223ZM262 109V108H260ZM260 109L257 107L256 110H257V113L258 115H261L260 113ZM91 111V109H89ZM231 111V109H229ZM264 112V110H262ZM257 129L259 130L258 132H261V134H264V123H263V120L260 116V121H259V124H258V127ZM259 134V133H257ZM218 207H220V205L218 204ZM151 212H155L156 214L153 215V220L154 222H158L155 217L156 215H158L159 211L157 209H150ZM207 216L209 218V215L207 213ZM212 220V226L209 228L208 230V233L206 234V236H210V235H213L215 238L212 239V240H206V242L204 244H209L210 243V246H211V252L212 254L210 255H204V256H207L203 261V257H199L200 260L197 261L198 263L197 264H206L208 262V264H211V261H209L208 259L212 260V257H216V254L218 253H221L223 252V248H226L227 244H225L224 242L228 241L227 239L225 240V237L223 236L219 226L215 225L214 223V220L212 218H209ZM207 239V238H206ZM203 244V245H204ZM208 246V247H210ZM221 249V250H220Z\"/></svg>", "mask_w": 264, "mask_h": 264}]
</instances>
